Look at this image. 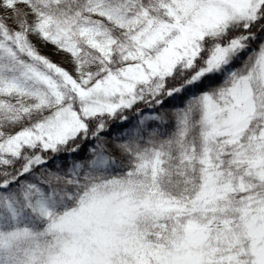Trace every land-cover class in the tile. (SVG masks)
I'll use <instances>...</instances> for the list:
<instances>
[{
    "label": "snow or ice",
    "instance_id": "obj_1",
    "mask_svg": "<svg viewBox=\"0 0 264 264\" xmlns=\"http://www.w3.org/2000/svg\"><path fill=\"white\" fill-rule=\"evenodd\" d=\"M0 264H264V0H0Z\"/></svg>",
    "mask_w": 264,
    "mask_h": 264
},
{
    "label": "trees",
    "instance_id": "obj_2",
    "mask_svg": "<svg viewBox=\"0 0 264 264\" xmlns=\"http://www.w3.org/2000/svg\"><path fill=\"white\" fill-rule=\"evenodd\" d=\"M38 47L40 48L41 52L44 55L49 56L54 62H57V63L61 64L62 66L70 69L71 66L67 62V58L64 56L63 53L57 54L51 46H45V45H42L39 43H38ZM166 107H168V106L166 105ZM145 111H147V109H145ZM129 117H130V121L132 123H134L136 120V117L131 113H129ZM126 127H127V125H126ZM169 127H171V125H169ZM118 131H119L118 127L116 125H113L112 126V135H115ZM82 155H83V153H82Z\"/></svg>",
    "mask_w": 264,
    "mask_h": 264
}]
</instances>
